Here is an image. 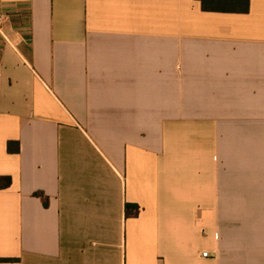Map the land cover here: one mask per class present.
Instances as JSON below:
<instances>
[{
	"label": "crops",
	"instance_id": "crops-1",
	"mask_svg": "<svg viewBox=\"0 0 264 264\" xmlns=\"http://www.w3.org/2000/svg\"><path fill=\"white\" fill-rule=\"evenodd\" d=\"M0 1V264H264V0Z\"/></svg>",
	"mask_w": 264,
	"mask_h": 264
},
{
	"label": "trees",
	"instance_id": "trees-1",
	"mask_svg": "<svg viewBox=\"0 0 264 264\" xmlns=\"http://www.w3.org/2000/svg\"><path fill=\"white\" fill-rule=\"evenodd\" d=\"M203 10L218 11V12H247L248 11V0H199ZM16 149L18 150V143H16ZM11 143L8 144V150H12ZM10 177H0V187H7L10 185ZM46 203V199L44 200ZM139 211L137 204L126 203L125 204V215H135ZM3 261L9 260L7 258L2 259Z\"/></svg>",
	"mask_w": 264,
	"mask_h": 264
},
{
	"label": "built area",
	"instance_id": "built-area-1",
	"mask_svg": "<svg viewBox=\"0 0 264 264\" xmlns=\"http://www.w3.org/2000/svg\"><path fill=\"white\" fill-rule=\"evenodd\" d=\"M17 15L21 27H26L28 19L24 12L21 11L20 6L16 3L6 4L0 1V43L3 45L13 46L11 37L7 32V25L11 15ZM207 251L202 252V255L207 256Z\"/></svg>",
	"mask_w": 264,
	"mask_h": 264
}]
</instances>
